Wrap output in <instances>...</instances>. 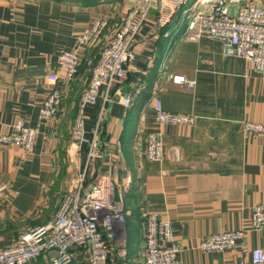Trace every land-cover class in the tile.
Masks as SVG:
<instances>
[{
  "label": "crops",
  "instance_id": "0c3cea01",
  "mask_svg": "<svg viewBox=\"0 0 264 264\" xmlns=\"http://www.w3.org/2000/svg\"><path fill=\"white\" fill-rule=\"evenodd\" d=\"M190 0L185 7H189ZM256 1L264 9V0ZM131 0H0V134L16 118L35 128L30 151L0 147V246L26 230L49 222L78 171L85 187L113 168L125 219L108 248V264H145L142 211L168 220L177 258L183 264H264L253 250L264 246V226L252 229L254 207L264 205V131L244 134L242 120L264 125V73L244 58L224 51L220 40L188 39L175 28L181 9L170 4L151 9L134 41L136 58L125 77L115 79L97 134L98 155L87 157V142L72 144L70 130L81 91L90 71L80 64L63 83L57 58L77 48L76 38L96 17L111 23L123 16ZM107 28L97 46L80 48L97 56L107 43ZM166 57L163 76L156 81ZM58 76L52 82L49 74ZM169 73L193 79L192 88L174 84ZM62 89L56 118L44 121L39 107L49 90ZM131 93L128 107L117 93ZM84 105V136L92 137L100 105ZM157 95L164 110L195 114L193 124H160L145 102ZM159 133L163 155L146 156V136ZM244 230L234 246L202 251L198 242L209 234ZM52 251V250H51ZM42 253L45 264L54 255ZM69 264H88L82 248Z\"/></svg>",
  "mask_w": 264,
  "mask_h": 264
},
{
  "label": "built area",
  "instance_id": "2783aa9c",
  "mask_svg": "<svg viewBox=\"0 0 264 264\" xmlns=\"http://www.w3.org/2000/svg\"><path fill=\"white\" fill-rule=\"evenodd\" d=\"M131 0L123 16L108 22L106 18H94L76 38L77 48L62 51L57 58V67L62 71V81H71L80 64L90 71V77L80 94L79 110L71 128L72 144L78 146L87 142V157L98 155L97 134L103 121L106 104L111 101V89L115 79L125 77L133 68L136 58L135 37L148 12L164 4L173 9H181L182 15L175 28L188 39L209 36L222 42L228 54L244 58L252 68L264 73V9L251 0ZM111 28L107 43L97 56L85 55L80 48H93L100 42L104 31ZM166 57L162 61L156 81L163 76ZM52 82L58 80L49 74ZM169 79L178 85L192 88L195 84L182 74L169 73ZM101 94L99 113L92 130V137L84 136V116L86 104L95 103ZM62 89L53 86L39 107V116L44 121L56 118L61 101ZM117 101L124 107L131 103V93L118 92ZM145 107L154 112L160 124H193L195 114L173 113L163 109L161 99L153 95L145 102ZM244 134H262L264 125L251 120L241 121ZM37 131L26 126L22 117L16 118L10 132L0 134V147L19 146L25 151L33 147ZM146 156L149 160H160L163 155L159 133L150 132L146 136ZM112 170L98 174L85 187V172L78 171L73 189L64 194L54 217L47 223L24 231L18 239L0 246V264H41L37 261L42 253L56 250V256L45 264H69L77 250L88 254V264H108V248L116 240L123 226L125 210L117 191ZM5 186L0 185V194ZM145 227V264H183L177 258L179 251L174 243L168 220L158 217L155 212L142 211ZM249 226L260 229L264 226V205L257 204L250 217ZM244 236V230H227L203 237L197 247L205 252L223 251L234 246ZM253 261L264 263V246L253 250Z\"/></svg>",
  "mask_w": 264,
  "mask_h": 264
},
{
  "label": "rangeland",
  "instance_id": "374dc122",
  "mask_svg": "<svg viewBox=\"0 0 264 264\" xmlns=\"http://www.w3.org/2000/svg\"><path fill=\"white\" fill-rule=\"evenodd\" d=\"M87 82H88V80H87ZM87 82H86V84H87ZM86 84H85V86H86ZM79 98H80V96H79ZM78 102H79V100H78ZM77 107H78V104H77ZM76 115H77V112H76ZM76 115H75V117H76ZM75 117H74V119H75ZM73 122H74V120H73ZM72 125H73V123H72ZM70 133H71V130H70Z\"/></svg>",
  "mask_w": 264,
  "mask_h": 264
},
{
  "label": "water",
  "instance_id": "95a60500",
  "mask_svg": "<svg viewBox=\"0 0 264 264\" xmlns=\"http://www.w3.org/2000/svg\"><path fill=\"white\" fill-rule=\"evenodd\" d=\"M51 253H52L54 256H56L57 251H56V250H52Z\"/></svg>",
  "mask_w": 264,
  "mask_h": 264
},
{
  "label": "trees",
  "instance_id": "16d2710c",
  "mask_svg": "<svg viewBox=\"0 0 264 264\" xmlns=\"http://www.w3.org/2000/svg\"><path fill=\"white\" fill-rule=\"evenodd\" d=\"M179 16H180V14H178V19H179ZM178 19L174 20V22L176 23Z\"/></svg>",
  "mask_w": 264,
  "mask_h": 264
}]
</instances>
